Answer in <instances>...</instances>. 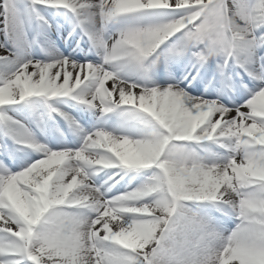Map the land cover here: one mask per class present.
Segmentation results:
<instances>
[{
  "label": "snow or ice",
  "instance_id": "snow-or-ice-1",
  "mask_svg": "<svg viewBox=\"0 0 264 264\" xmlns=\"http://www.w3.org/2000/svg\"><path fill=\"white\" fill-rule=\"evenodd\" d=\"M0 264H264V0H0Z\"/></svg>",
  "mask_w": 264,
  "mask_h": 264
}]
</instances>
